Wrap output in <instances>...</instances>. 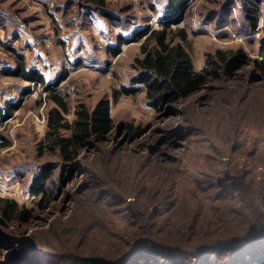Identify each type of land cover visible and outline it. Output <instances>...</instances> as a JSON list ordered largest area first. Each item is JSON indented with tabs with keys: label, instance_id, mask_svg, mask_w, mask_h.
<instances>
[{
	"label": "rangeland",
	"instance_id": "374dc122",
	"mask_svg": "<svg viewBox=\"0 0 264 264\" xmlns=\"http://www.w3.org/2000/svg\"><path fill=\"white\" fill-rule=\"evenodd\" d=\"M105 1L0 0V107L21 99L0 122V198L31 210L27 222L0 226V264H117L137 245L127 264L167 246L187 253L181 264H195V246L247 230L229 227L242 221L248 199L263 213L251 233L264 228V0H191L178 27L188 31L183 44L195 69L218 49L242 48L249 62L157 107L144 92L112 102V91L129 85L142 42L136 34L158 27L166 0ZM120 37L121 52L112 55ZM11 47L29 67L41 63L44 84L6 74L15 64ZM47 87L69 104V121L77 103L91 109L108 97L111 134L72 160L40 155L53 106ZM47 163L54 168L46 192L34 195L33 176Z\"/></svg>",
	"mask_w": 264,
	"mask_h": 264
},
{
	"label": "trees",
	"instance_id": "16d2710c",
	"mask_svg": "<svg viewBox=\"0 0 264 264\" xmlns=\"http://www.w3.org/2000/svg\"><path fill=\"white\" fill-rule=\"evenodd\" d=\"M90 1L99 6L106 4L105 0ZM190 3L191 0H166V9L158 27L145 26L136 34L137 39H142L139 46L140 55L134 57L130 63L133 74L129 79V85L113 89L112 102H117L121 95L144 92L148 105L152 107L177 103L201 90L208 79L232 78L247 65L249 56L242 48L218 49L215 50L214 55L205 60L200 70L195 69L192 57L183 44L188 41V31L185 27H178V24L185 19ZM122 42L124 40L118 38L116 46L109 52L118 55L121 52ZM11 48L14 52L15 65L8 68L6 74L35 84H44L45 77L42 72L37 67H29L25 55ZM259 64L264 71V55ZM66 77V72L60 74L56 85ZM46 90H49V99L53 102V106L48 110L44 137L38 143L40 155L46 151L57 152L63 160H72L92 141H103L111 134L113 120L110 114L111 101L108 97L100 98L91 109L83 103H77L73 109L74 117L69 121L66 115L70 114L71 108L67 101L61 95L53 93L50 87ZM29 92L30 88L26 87L22 95ZM20 104L21 99L8 101L4 107H0V122L3 123L10 118ZM53 168L52 163H47L33 176L30 189L32 194H45V184L51 178ZM243 190L246 193L250 191L249 188ZM248 200L241 204L239 215L242 221L229 227L234 229L240 227V224H245L247 230L238 234L236 239L220 241L212 239L195 246L193 251L197 259L195 264H264V248L263 245L260 246L264 243V228H258L256 232L251 233L256 223L263 220V213L253 199ZM30 212L31 210L20 207L12 198H0V226H6L12 221L27 222L31 217ZM257 244L262 248L257 247ZM142 246H135L117 264H127ZM252 246L257 250H249ZM166 249V254L159 256L155 253L156 255L149 259H140L138 264H181L188 256L182 255L187 253L178 246H167ZM224 252L228 255L227 258L222 259L221 254ZM248 256L251 258L249 262L245 261V257Z\"/></svg>",
	"mask_w": 264,
	"mask_h": 264
},
{
	"label": "crops",
	"instance_id": "0c3cea01",
	"mask_svg": "<svg viewBox=\"0 0 264 264\" xmlns=\"http://www.w3.org/2000/svg\"><path fill=\"white\" fill-rule=\"evenodd\" d=\"M15 45H17V42H14ZM23 54L25 55V53L23 52ZM26 57V56H25ZM27 58V57H26ZM28 60V59H27ZM11 64V65H10ZM41 63H36V67L38 68V66L40 65ZM10 67H13L15 64H12V63H9ZM29 66V64H28ZM40 70V68H38Z\"/></svg>",
	"mask_w": 264,
	"mask_h": 264
},
{
	"label": "built area",
	"instance_id": "2783aa9c",
	"mask_svg": "<svg viewBox=\"0 0 264 264\" xmlns=\"http://www.w3.org/2000/svg\"><path fill=\"white\" fill-rule=\"evenodd\" d=\"M180 23H181V22H180ZM180 23H179V24H180ZM179 24H178V25H179ZM33 84H35V83H33ZM28 94H29V93H28Z\"/></svg>",
	"mask_w": 264,
	"mask_h": 264
}]
</instances>
